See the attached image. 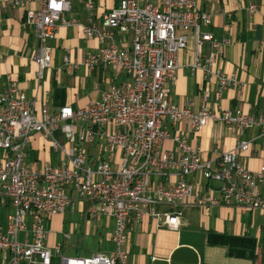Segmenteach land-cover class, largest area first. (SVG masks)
I'll return each instance as SVG.
<instances>
[{"label":"built area","instance_id":"2783aa9c","mask_svg":"<svg viewBox=\"0 0 264 264\" xmlns=\"http://www.w3.org/2000/svg\"><path fill=\"white\" fill-rule=\"evenodd\" d=\"M79 1L85 10L95 7L93 0ZM21 5H28L24 22L38 42L32 60L41 78L53 60L48 41L59 26L77 20L64 17L71 0H0V8ZM247 10L255 13L258 5L250 2ZM211 24V14L199 9L195 0H116L98 20L80 24L83 37L98 42L96 51L80 63L65 54L62 67L73 72L79 64L111 66L126 81L103 89L97 100L83 107L63 105L56 110L46 103L37 105L15 83L0 91V197L12 206L6 225L0 226V264H126L129 228L149 219L156 227L177 230L182 225L180 205L234 204L264 211V165L250 170L236 153L247 151L248 141H238L231 150H214V165L202 159L201 150L188 143L186 134L174 137V151L164 148L169 138L165 119L184 121L194 132L209 122H221L238 131L258 128L264 133V115L216 103L210 107L207 91L201 92L196 112L177 106L169 97L179 54L189 38L193 59L188 67L216 83L217 99L223 90L237 85L233 73L214 66L229 40H217L202 30ZM124 35L129 36L125 43ZM203 44L208 46L205 54ZM34 134L50 144L58 155L56 163H30ZM209 181L220 186L203 184ZM205 187L209 190L201 191ZM75 200L90 202L86 218L100 214L113 218L110 254L60 256L61 246L52 251L46 245V222L72 211ZM69 236L64 233L65 239Z\"/></svg>","mask_w":264,"mask_h":264},{"label":"crops","instance_id":"0c3cea01","mask_svg":"<svg viewBox=\"0 0 264 264\" xmlns=\"http://www.w3.org/2000/svg\"><path fill=\"white\" fill-rule=\"evenodd\" d=\"M195 1L199 9L212 16V24L203 26L202 30L211 32L217 40H229L214 66L233 73L237 85L223 90L217 99L216 83L207 82L201 71L191 72L188 67L193 59V41L189 38L187 47L179 54V68L169 90L170 99L177 106H189L196 112L200 108L201 92L207 91L210 107L216 103L225 109L264 115V0ZM93 2L95 7L90 11L85 10L79 0L75 4L71 2V9L64 17L77 21L68 26H59L55 37L48 41L53 60L51 67L42 71L41 78L36 76L38 68L32 60L38 42L32 28L24 22L28 5L0 8V91L15 83L23 94L35 99L37 105L46 103L51 110H56L63 105L83 107L97 100L103 89L126 81L127 77L111 66L87 68L79 64L73 72L62 67L63 55L67 54L70 60L80 63L83 57L97 49L96 39L83 37L80 24L91 19L98 20L103 12L116 4V0ZM250 2L258 5L257 12H248ZM177 33L181 34L182 31L178 30ZM126 39H129L128 35L122 36L121 40L125 43ZM207 51L208 46L203 44V54ZM164 125L169 133V138L164 142L167 150H175L176 135L186 134L188 143L201 150L202 159L210 160L214 165V150H231L238 141L244 140L249 142V148L244 152L237 150L238 159L250 170L264 165V133L258 128L238 131L221 122H209L194 132L186 122L173 123L169 119L164 120ZM29 150L31 164L38 166L43 161H58V155L39 134L32 136ZM171 177L176 179L175 176ZM189 179L195 181L194 177ZM203 184L214 189L219 187L213 181ZM207 190L205 187L201 191ZM76 204L83 210V200H75V208ZM7 207L9 213H0L2 227L7 223L12 206L7 198L0 197V208ZM86 210L85 222L89 217L105 218V226L110 228L107 238L111 249L107 253H100L110 254L114 248L113 218L104 214L86 218ZM177 211L182 216V225L177 230L156 227L149 219L129 228L125 245L126 264H254L255 260L257 264V258L264 256V211L234 204L209 208L183 204L177 207ZM52 217L47 226H50ZM48 239L49 233L47 246Z\"/></svg>","mask_w":264,"mask_h":264},{"label":"rangeland","instance_id":"374dc122","mask_svg":"<svg viewBox=\"0 0 264 264\" xmlns=\"http://www.w3.org/2000/svg\"><path fill=\"white\" fill-rule=\"evenodd\" d=\"M75 1L71 0L73 4ZM213 182H217L220 186L218 181ZM84 202L83 210L79 209L78 204H76L74 211L67 210L64 214L53 216L50 226H47L48 222H46V229L49 233L48 246L52 251H54V246H61L60 256L63 254L65 256L85 257L98 252L107 253L111 249L110 241L107 238L110 228L105 226V218L103 216L89 217L85 222L84 211L90 206V202ZM0 213L6 215L9 213V208H0ZM64 233H69V240L64 238ZM257 259L259 262L260 258Z\"/></svg>","mask_w":264,"mask_h":264},{"label":"trees","instance_id":"16d2710c","mask_svg":"<svg viewBox=\"0 0 264 264\" xmlns=\"http://www.w3.org/2000/svg\"><path fill=\"white\" fill-rule=\"evenodd\" d=\"M258 264H264V256H262V257L260 258V261H259Z\"/></svg>","mask_w":264,"mask_h":264}]
</instances>
